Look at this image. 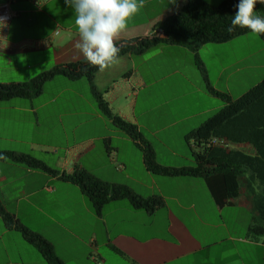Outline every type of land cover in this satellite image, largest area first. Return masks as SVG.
<instances>
[{
	"label": "crops",
	"instance_id": "obj_1",
	"mask_svg": "<svg viewBox=\"0 0 264 264\" xmlns=\"http://www.w3.org/2000/svg\"><path fill=\"white\" fill-rule=\"evenodd\" d=\"M187 2L145 0L116 43L151 37L156 24ZM5 3L15 17L0 24V84L29 83L85 60L65 0H0ZM255 11L264 17V4ZM250 34L198 51L213 88L233 99L264 79V43L259 38L246 49ZM94 84L115 114L138 127L166 167L195 165L186 136L224 106L207 91L184 44L120 57L97 73ZM0 151L30 155L60 172L53 176L0 161V201L50 242L65 264H264V237L250 233L258 213L245 186L226 199L207 178L151 173L139 143L101 113L86 79L56 76L38 97L0 102ZM76 168L143 198L160 196L164 206L148 212L116 200L97 216L81 189L62 178ZM0 264L48 263L0 217Z\"/></svg>",
	"mask_w": 264,
	"mask_h": 264
},
{
	"label": "trees",
	"instance_id": "obj_2",
	"mask_svg": "<svg viewBox=\"0 0 264 264\" xmlns=\"http://www.w3.org/2000/svg\"><path fill=\"white\" fill-rule=\"evenodd\" d=\"M238 2L239 0H224L212 5L204 0H188L180 12L155 25V32L160 30L163 33L160 37H145L127 43L117 42V46L121 48L118 58L144 55L166 45H186L194 54L195 65L204 77L207 91L223 101L224 106L219 111L186 136V140L194 146L195 165L192 167L173 168L157 162L153 148L144 140L138 127L115 114L97 90L94 80L101 70L98 66H90L86 60L55 68L29 83L0 84V102L38 97L45 85L56 76L74 81L86 79L101 113L114 127L139 143L144 152L146 167L151 173L207 178L214 192L222 194L226 199L236 198L245 186L258 213L250 227V233L264 237V79L241 97L233 99L213 88L198 55L199 49L204 45L222 44L251 33L249 29L240 27L231 33L227 31ZM259 36L264 43V34ZM0 161H11L53 176L60 174L27 154L0 151ZM62 178L81 189L97 216H102L105 206L116 200H126L134 208L148 212L164 206V200L160 196L143 198L127 186L104 182L81 168H76L71 174L62 175ZM0 217L7 228L18 231L28 244L35 247L48 264H65L50 242L24 226L4 208L1 201Z\"/></svg>",
	"mask_w": 264,
	"mask_h": 264
},
{
	"label": "clouds",
	"instance_id": "obj_3",
	"mask_svg": "<svg viewBox=\"0 0 264 264\" xmlns=\"http://www.w3.org/2000/svg\"><path fill=\"white\" fill-rule=\"evenodd\" d=\"M258 2L264 4V0H239L227 31L247 28L259 39V34H264V17L255 11ZM144 3L145 0H65L73 10L80 37L76 48L90 66H98L102 71L118 59L121 48L117 46L116 38ZM3 23L0 18V24Z\"/></svg>",
	"mask_w": 264,
	"mask_h": 264
},
{
	"label": "built area",
	"instance_id": "obj_4",
	"mask_svg": "<svg viewBox=\"0 0 264 264\" xmlns=\"http://www.w3.org/2000/svg\"><path fill=\"white\" fill-rule=\"evenodd\" d=\"M15 17V14L13 13V11L11 10L10 4L9 3H5V4H0V18L3 19L4 23L2 25H6L7 23H9L13 18ZM161 35H163L162 32H155L153 33V35L151 37H160ZM215 144H217V142H214Z\"/></svg>",
	"mask_w": 264,
	"mask_h": 264
},
{
	"label": "rangeland",
	"instance_id": "obj_5",
	"mask_svg": "<svg viewBox=\"0 0 264 264\" xmlns=\"http://www.w3.org/2000/svg\"><path fill=\"white\" fill-rule=\"evenodd\" d=\"M252 35V34H250ZM244 41L245 42V45H246V49H251V48H254L255 46H257L258 44V40L254 37V36H250V38H246ZM246 88L248 89L249 86L246 84ZM237 94V93H235ZM46 159L48 160H54L55 158L53 156H51L50 154H44L43 155Z\"/></svg>",
	"mask_w": 264,
	"mask_h": 264
}]
</instances>
